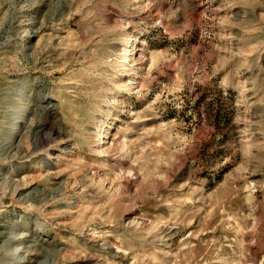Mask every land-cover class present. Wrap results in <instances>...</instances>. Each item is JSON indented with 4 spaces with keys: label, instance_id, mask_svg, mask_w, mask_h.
Wrapping results in <instances>:
<instances>
[{
    "label": "rangeland",
    "instance_id": "1",
    "mask_svg": "<svg viewBox=\"0 0 264 264\" xmlns=\"http://www.w3.org/2000/svg\"><path fill=\"white\" fill-rule=\"evenodd\" d=\"M1 82L0 264H264V0H0Z\"/></svg>",
    "mask_w": 264,
    "mask_h": 264
},
{
    "label": "bare ground",
    "instance_id": "2",
    "mask_svg": "<svg viewBox=\"0 0 264 264\" xmlns=\"http://www.w3.org/2000/svg\"><path fill=\"white\" fill-rule=\"evenodd\" d=\"M3 83L1 82L0 83V91L1 92H3V85H2ZM6 90V91H5ZM5 90H4V94H9L10 92V90L8 89V88H5ZM8 118V117H7ZM20 120H21V118H20ZM6 123V122H5ZM4 121L3 122H1L0 121V128H2V127H4ZM3 138V137H2ZM0 140H1V135H0ZM6 141V140H5ZM1 142V141H0ZM8 142V141H7ZM3 143V145H2V148H3V150L6 152V154L7 155H11V157L12 158H15L16 156H18L19 154H21V151L19 150V149H17V147H16V145L14 146V144H12V142H8V143ZM245 142H247V140H245ZM13 152H14V154H13ZM4 180V179H3ZM17 226H15V225H10V226H6V229H8L10 232L11 231H13V230H15V228H16ZM7 233L6 235H4V234H2V236H1V234H0V245L1 246H4L5 244L7 245H9V244H11L12 242H14L16 239H20L21 240V242H25V243H36V240H34V238L32 237V236H28V235H26V234H22L19 238H14V237H11L10 235H12V233ZM37 243H39V242H37ZM24 244V243H23ZM33 245H35V244H33ZM39 246V244H37V246H35V248L36 247H38ZM30 244H29V246H24L23 247V249H25L26 250V253L28 254V255H39L38 253H34L33 251H30ZM61 249H59L57 252H55V253H58L59 251H60ZM4 252H6V250H1L0 249V256L2 255V254H4ZM17 253V252H16ZM12 255V256H15L16 254L14 253V252H12V251H10L9 253H8V255ZM116 254V253H115ZM7 255V256H8ZM118 255V254H117ZM122 257V256H121ZM1 259H3L2 257H1ZM0 259V260H1ZM29 260H31L30 262H32L33 260L32 259H28V261ZM2 261V260H1Z\"/></svg>",
    "mask_w": 264,
    "mask_h": 264
}]
</instances>
